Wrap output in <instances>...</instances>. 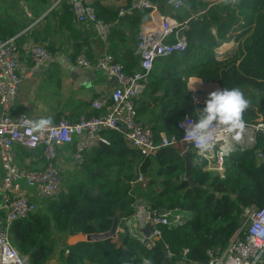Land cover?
I'll list each match as a JSON object with an SVG mask.
<instances>
[{
	"label": "trees",
	"instance_id": "obj_1",
	"mask_svg": "<svg viewBox=\"0 0 264 264\" xmlns=\"http://www.w3.org/2000/svg\"><path fill=\"white\" fill-rule=\"evenodd\" d=\"M151 1L159 10L168 6V0ZM184 1L196 15L188 20L187 49L157 59L148 85L137 99L138 118L141 121L139 114L144 115V123L150 125L156 141L162 134L180 138L178 121L186 115L196 118V109L205 106L206 100L195 103L189 89L188 80L194 75L221 89L239 87L251 101L243 115L245 122H254L262 112L264 0H228L211 5L204 0ZM65 2L52 15L73 32L74 16ZM93 6L102 19L100 8ZM131 18L137 26L142 22L140 11ZM0 37L6 39L12 33ZM231 40L236 42L233 49L216 52ZM141 99L144 107H139ZM106 136L110 145L93 148L95 153L90 158L100 175L93 177L89 173L85 181L63 187L57 197L43 199L45 210L36 209L13 222L10 239L27 264H47L63 235L88 236L109 231L116 217L120 220L133 213V204L139 197L152 211L182 209L187 212L186 221L175 227L160 225L163 242L151 248L132 237L127 228L119 233L117 242L111 238L64 245L58 252L60 264H143L145 259L164 264L167 250L171 254L169 264H208V251L221 252L242 226L244 209L264 208L263 136H258L251 148L231 155L224 177L203 170L204 162L191 152L192 160L197 161L190 175L194 186L186 178V163L178 149L162 147L155 156L142 158L121 133L111 131ZM258 152L263 153L260 160ZM140 172L148 178L146 186L137 184L131 188L130 182ZM184 248L189 249L185 256Z\"/></svg>",
	"mask_w": 264,
	"mask_h": 264
},
{
	"label": "built area",
	"instance_id": "obj_2",
	"mask_svg": "<svg viewBox=\"0 0 264 264\" xmlns=\"http://www.w3.org/2000/svg\"><path fill=\"white\" fill-rule=\"evenodd\" d=\"M18 1L24 12L30 16L28 0ZM62 1L67 2L76 22L90 25L101 41H108L113 23L100 19L88 0H56V4ZM221 1L228 0L217 2ZM167 4L177 10L185 6V1L168 0ZM157 9V5L151 0H130L118 11V19L133 16L135 12L142 10L150 19V15ZM153 24L154 27L145 28L143 31L142 39L138 43L139 69L132 73L127 72L123 64L109 52L95 61L83 51L67 57L69 62L78 67L102 72L117 83L110 91H103L92 100L91 107L99 111V114L82 115L76 121L63 115L56 123L39 133L25 123L26 120L33 119L24 112H14L13 105L20 85L51 61L53 53L42 44H33L28 50L29 64L20 58V50L14 38L0 37V161L3 167L0 210L5 214L0 224V264H26V260L10 239L13 222L29 216L38 207L35 201L24 194L23 183L34 191L38 199L57 197L63 188V171L58 163L59 152L66 146H72V165L81 167L86 162L87 152L101 145H110L106 133L117 131L131 148L140 152L142 158L155 156L162 147H174L181 155L195 152L204 162L203 170L224 177L226 161L231 155L238 150L251 148L258 136L264 137L263 99L259 117L254 122H246V128L235 134L239 135V140L232 134L221 133L216 138L215 148L203 156L198 154L193 144L183 140L184 129L181 124L186 119H195L190 115L177 123V128L182 133L180 138L162 134L161 139L156 141L150 125L138 118L137 99L148 85L156 60L187 49L186 32L189 25L188 21H178L173 17ZM16 146L33 151L42 149L45 164L42 168L19 165ZM257 157L262 159L263 153L258 152ZM147 182L148 178L140 172L130 182L131 188L137 184L144 187ZM133 210L129 217L119 220L113 241L117 242L119 233L127 228L132 237L151 248L163 242L160 225L175 227L183 224L187 217V212L178 207L152 211L141 197L135 199ZM243 218L244 223L221 252L215 254L212 250L208 251V264H264V208H245ZM149 222L152 227L151 233L147 235L144 228ZM188 252L189 249L184 248L183 256ZM168 256H171L169 251Z\"/></svg>",
	"mask_w": 264,
	"mask_h": 264
},
{
	"label": "crops",
	"instance_id": "obj_3",
	"mask_svg": "<svg viewBox=\"0 0 264 264\" xmlns=\"http://www.w3.org/2000/svg\"><path fill=\"white\" fill-rule=\"evenodd\" d=\"M95 7L100 8L103 20L113 23L111 35L107 42L101 41L95 30L87 24H80L73 17L75 31H70L62 26L57 16L52 15L60 10V3L56 0H28L30 16L26 14L18 0H0V34H11L18 44L20 58L30 64L28 57L29 46L42 44L53 53V59L40 68L35 75L26 79L21 85L17 98L13 105L14 112H24L31 119L37 120L42 117H51L56 123L63 115L70 120L76 121L82 115H91L95 109L91 102L103 91H110L117 83L107 75L96 70H84L75 63L69 62L67 57L84 52L92 61L97 60L106 52L113 54L132 73L139 69L140 55L138 53L139 36L147 26L159 23L165 18H176L178 21H188L194 15L186 6L176 11L171 6L157 9L150 15L149 21L142 22L139 26L130 17L118 19L116 12L126 6L130 0H88ZM210 5L218 0H204ZM66 3V2H65ZM116 18V19H115ZM153 22V23H152ZM236 42L231 40L216 48V52L224 53L233 49ZM188 86L192 92L195 103H200L208 98V94L221 89L214 82H204L198 77H190ZM203 96V97H202ZM200 97H202L200 100ZM200 100L198 102L197 100ZM140 100L139 107H144ZM141 121L145 122L143 114H139ZM17 162L21 166L42 168L45 160L42 149L27 150L16 146ZM88 157L95 150L88 151ZM72 146L60 149L58 163L64 172L70 168ZM3 177V167L0 161V184ZM24 194L38 204L43 199H38L34 191L27 188L23 183ZM2 204L0 194V205ZM4 212L0 210V224L3 222ZM81 235V241H86V236Z\"/></svg>",
	"mask_w": 264,
	"mask_h": 264
},
{
	"label": "clouds",
	"instance_id": "obj_4",
	"mask_svg": "<svg viewBox=\"0 0 264 264\" xmlns=\"http://www.w3.org/2000/svg\"><path fill=\"white\" fill-rule=\"evenodd\" d=\"M235 3L236 0H231ZM251 101L246 98L239 87L217 89L208 94L205 106L196 109V118L186 119L181 127L184 129L183 140L195 146L198 154L203 156L216 146V138L221 133L232 134L239 140L238 132L246 128L244 113L250 108ZM34 132H43L53 124L51 117L26 120ZM143 264H152L145 259Z\"/></svg>",
	"mask_w": 264,
	"mask_h": 264
},
{
	"label": "rangeland",
	"instance_id": "obj_5",
	"mask_svg": "<svg viewBox=\"0 0 264 264\" xmlns=\"http://www.w3.org/2000/svg\"><path fill=\"white\" fill-rule=\"evenodd\" d=\"M192 77V76H191ZM195 77V75L193 76ZM202 80V79H201ZM203 81V80H202ZM203 97V96H202ZM200 97V100H202ZM199 98H198V102H200ZM89 152H87L88 155ZM91 157L86 158V165H83L81 167H74L73 165H71L70 168L66 169L63 173H62V178H63V187H67L68 185L74 183H79V182H83L86 179H88L89 177V173H91V175L97 176L101 174V171H97L96 167L94 166V164H92V162L90 161ZM208 172V171H207ZM211 172V171H209ZM46 202L43 201L41 204H38L37 206V211L38 210H45L46 208ZM245 219H242V224L244 223ZM81 235H74V236H61L62 239V243L60 244L57 252L50 258L49 262L47 264H60L59 259H58V252L59 249H62L64 247V245H73L76 244L78 242H80ZM86 264H91L90 262H85ZM27 264V261H26Z\"/></svg>",
	"mask_w": 264,
	"mask_h": 264
},
{
	"label": "water",
	"instance_id": "obj_6",
	"mask_svg": "<svg viewBox=\"0 0 264 264\" xmlns=\"http://www.w3.org/2000/svg\"><path fill=\"white\" fill-rule=\"evenodd\" d=\"M141 13L144 14V21H148L149 16L146 14V12L144 10L141 11ZM154 27V24H149L147 26V28H151ZM142 34L139 36V39H142ZM138 53L140 54V51L138 50ZM183 158L185 160L186 163V178L190 181L191 185L194 186L195 182L192 180L191 178V170L194 164H196V161L192 160V155L191 152H185L183 155ZM153 217V216H152ZM119 223V218L116 217L113 221L112 227L109 231L105 232V233H100V234H90L88 236H86V241H102V240H107V239H111L114 238L116 236V229ZM151 227L152 224L151 222H149L146 227L144 228V232L145 234L149 235L151 233ZM166 254V259L164 261V264H169L170 260L168 258V251L165 252Z\"/></svg>",
	"mask_w": 264,
	"mask_h": 264
}]
</instances>
